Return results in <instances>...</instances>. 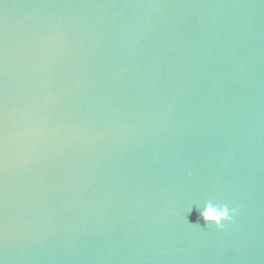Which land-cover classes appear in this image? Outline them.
Instances as JSON below:
<instances>
[{"label": "water", "instance_id": "95a60500", "mask_svg": "<svg viewBox=\"0 0 264 264\" xmlns=\"http://www.w3.org/2000/svg\"><path fill=\"white\" fill-rule=\"evenodd\" d=\"M0 264H264V0H0Z\"/></svg>", "mask_w": 264, "mask_h": 264}, {"label": "clouds", "instance_id": "9594fccd", "mask_svg": "<svg viewBox=\"0 0 264 264\" xmlns=\"http://www.w3.org/2000/svg\"><path fill=\"white\" fill-rule=\"evenodd\" d=\"M238 213V208L230 207L228 204L218 203L214 205L208 202L205 209L200 213L205 222L214 224L218 229H223L225 222H232Z\"/></svg>", "mask_w": 264, "mask_h": 264}]
</instances>
